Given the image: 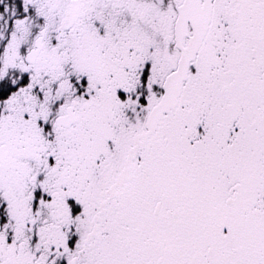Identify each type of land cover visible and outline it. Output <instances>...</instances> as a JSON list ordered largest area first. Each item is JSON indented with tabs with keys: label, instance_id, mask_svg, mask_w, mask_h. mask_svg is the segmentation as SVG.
Returning a JSON list of instances; mask_svg holds the SVG:
<instances>
[{
	"label": "snow or ice",
	"instance_id": "snow-or-ice-1",
	"mask_svg": "<svg viewBox=\"0 0 264 264\" xmlns=\"http://www.w3.org/2000/svg\"><path fill=\"white\" fill-rule=\"evenodd\" d=\"M0 264H264V0H0Z\"/></svg>",
	"mask_w": 264,
	"mask_h": 264
}]
</instances>
